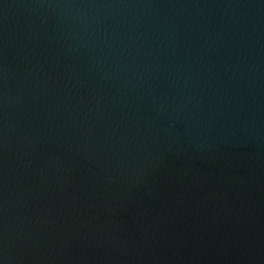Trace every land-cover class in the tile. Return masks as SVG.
Returning <instances> with one entry per match:
<instances>
[{
  "label": "water",
  "instance_id": "obj_1",
  "mask_svg": "<svg viewBox=\"0 0 264 264\" xmlns=\"http://www.w3.org/2000/svg\"><path fill=\"white\" fill-rule=\"evenodd\" d=\"M0 264H264V0H0Z\"/></svg>",
  "mask_w": 264,
  "mask_h": 264
}]
</instances>
